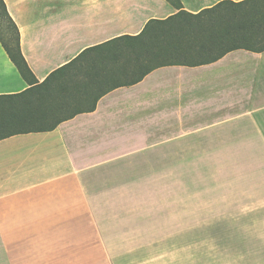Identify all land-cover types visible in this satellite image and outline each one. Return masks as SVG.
I'll return each mask as SVG.
<instances>
[{"label":"crops","instance_id":"obj_1","mask_svg":"<svg viewBox=\"0 0 264 264\" xmlns=\"http://www.w3.org/2000/svg\"><path fill=\"white\" fill-rule=\"evenodd\" d=\"M221 1L181 0L191 13ZM5 2L40 82L85 49L178 12L168 0ZM29 86L0 40V95ZM102 90L93 110L0 140V253L10 264H164L166 253L113 251L109 213L127 209L128 196L160 193L166 159L197 162L204 146L264 150V50L159 65Z\"/></svg>","mask_w":264,"mask_h":264},{"label":"trees","instance_id":"obj_2","mask_svg":"<svg viewBox=\"0 0 264 264\" xmlns=\"http://www.w3.org/2000/svg\"><path fill=\"white\" fill-rule=\"evenodd\" d=\"M168 1L177 13L151 19L138 35L117 36L85 49L40 82L22 53L18 25L0 0V40L30 85L0 95V140L52 130L80 111L93 110L103 88L135 83L159 65L212 62L239 48L264 50V0H225L198 13L184 10L181 0Z\"/></svg>","mask_w":264,"mask_h":264},{"label":"rangeland","instance_id":"obj_3","mask_svg":"<svg viewBox=\"0 0 264 264\" xmlns=\"http://www.w3.org/2000/svg\"><path fill=\"white\" fill-rule=\"evenodd\" d=\"M1 29L8 38L5 22ZM198 149L197 162L166 159L160 193L128 196L127 209L109 213L105 234L113 251L166 253L164 264H264L263 148ZM0 264L10 259L0 253Z\"/></svg>","mask_w":264,"mask_h":264}]
</instances>
